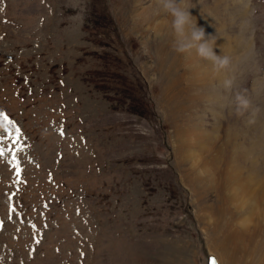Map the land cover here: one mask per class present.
<instances>
[{"label":"rangeland","instance_id":"rangeland-1","mask_svg":"<svg viewBox=\"0 0 264 264\" xmlns=\"http://www.w3.org/2000/svg\"><path fill=\"white\" fill-rule=\"evenodd\" d=\"M186 6L228 68L157 0H0V264H264V0Z\"/></svg>","mask_w":264,"mask_h":264},{"label":"clouds","instance_id":"clouds-1","mask_svg":"<svg viewBox=\"0 0 264 264\" xmlns=\"http://www.w3.org/2000/svg\"><path fill=\"white\" fill-rule=\"evenodd\" d=\"M157 6L171 17L170 28L174 36L173 48L176 52L188 53L194 50L197 57L212 64L214 71L230 66V57L217 54L210 39L211 35H206L204 28L193 20V15L189 11L191 7L186 6V0H157ZM233 85V77L225 78L221 84L226 93L231 92ZM230 104L234 105L238 116L244 115L251 106L249 99L239 92L234 95Z\"/></svg>","mask_w":264,"mask_h":264},{"label":"bare ground","instance_id":"bare-ground-1","mask_svg":"<svg viewBox=\"0 0 264 264\" xmlns=\"http://www.w3.org/2000/svg\"><path fill=\"white\" fill-rule=\"evenodd\" d=\"M209 72L211 70L209 69ZM228 177L234 183V191L237 193L236 196L243 198V206L250 207L252 205V198L256 193L262 192L264 187V179L258 178L254 174L250 173L248 178H242L237 171H230ZM234 193V192H233ZM238 197V196H237ZM238 197V198H239Z\"/></svg>","mask_w":264,"mask_h":264},{"label":"snow or ice","instance_id":"snow-or-ice-1","mask_svg":"<svg viewBox=\"0 0 264 264\" xmlns=\"http://www.w3.org/2000/svg\"><path fill=\"white\" fill-rule=\"evenodd\" d=\"M3 118L4 120L8 121V123H14V121H11L6 114H3ZM17 132H19L18 128H17ZM3 155L4 153L0 151V156H3ZM16 168H17V174H18L20 171L18 165L16 166ZM212 264H217V261L215 260V258H212Z\"/></svg>","mask_w":264,"mask_h":264}]
</instances>
